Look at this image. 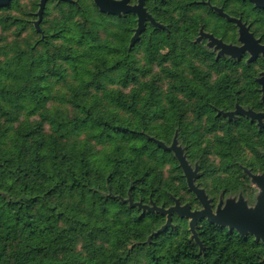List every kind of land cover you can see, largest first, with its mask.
<instances>
[{"label":"trees","instance_id":"obj_1","mask_svg":"<svg viewBox=\"0 0 264 264\" xmlns=\"http://www.w3.org/2000/svg\"><path fill=\"white\" fill-rule=\"evenodd\" d=\"M28 10L18 8L25 17L0 14L3 31L17 27L21 34L29 27L38 34L12 42L0 35V264H244L251 259L241 248L224 247L222 238L230 233L207 219L195 223L198 243L185 217L172 213L164 228L167 216L142 212L127 201L163 208L177 198L181 204L198 202L181 194L191 192L179 161L158 145L169 144L175 131L200 178L234 167L248 180L242 165L253 172L264 168L239 155L245 149L263 160L256 145L243 147L226 137L201 146L189 124L177 121L185 114L171 112L220 106L223 90L208 89L207 70L192 61L201 54L199 45L181 44L169 34L160 41L142 37L130 47L133 23L88 5L59 9L37 33ZM67 80V92H53ZM53 98L74 113L49 108ZM211 155L220 158L219 167ZM229 186L226 180L225 191Z\"/></svg>","mask_w":264,"mask_h":264},{"label":"flooded vegetation","instance_id":"obj_2","mask_svg":"<svg viewBox=\"0 0 264 264\" xmlns=\"http://www.w3.org/2000/svg\"><path fill=\"white\" fill-rule=\"evenodd\" d=\"M118 1H122L124 8L139 6L138 8L145 15L143 29L139 33L136 42L142 37L149 39L147 37L153 31L157 36L160 33H163V35L168 34V36L170 34L174 37L182 35L188 43L198 44L199 48L204 51L205 57L212 64L214 62L217 63L218 67L225 68V73L217 78L210 76L208 71L206 77V80L210 83L207 86L208 89L221 88L218 89L219 92L223 90L217 100L219 107L215 106L214 103H210V108L207 109L171 111L182 114L196 113L195 118L185 119L183 117L177 119V121L189 122L196 120L207 123L203 127L196 126L193 130L194 143L208 144L207 142L203 143V140L213 135V142L220 144L226 137L227 139L232 138L231 132L236 130L240 132V137H243L245 142H249L248 135L250 133L252 137L251 145H256L257 154L264 157V0ZM19 2L21 0H10L7 6H0V8L8 6L12 8L11 5ZM39 2L40 0L26 1L29 8H35V11L32 12V18L29 19L32 24L38 19L36 11ZM85 5L96 7L94 0H44L43 17L39 27L47 23L45 21L48 19L47 11L49 9L77 8ZM110 15L123 17L127 22L133 23L128 38V45L130 46V38L134 34V29L138 23V13L129 10L122 11L118 15ZM155 23H159L163 27L154 26ZM242 29L245 30L247 37L250 39L249 48L244 51H240V48L246 44L241 37ZM39 33H41V30H39ZM41 37H43L42 34ZM217 42H220V46ZM231 70L237 74H232ZM219 81L221 85L216 86L215 83ZM209 94L214 95L212 91ZM235 110L237 113H231ZM226 112H230V117L224 115ZM247 112L259 116L252 118L247 115ZM177 134L178 132L175 131L172 140L176 135L180 147L185 148L186 145L179 142ZM243 172L250 178L244 170ZM263 172L259 170L257 173L262 174ZM256 188H258V193L255 196V201L259 196V192L262 191L261 186L258 185ZM224 206L222 204L220 208ZM210 208L212 212H215L217 206L210 204ZM220 227L225 232L230 233L222 238L225 242L224 247L241 248L244 253L252 257L249 260H243L244 264H264V242L261 235L256 238L248 231L240 234L234 227L231 229L229 226Z\"/></svg>","mask_w":264,"mask_h":264},{"label":"rangeland","instance_id":"obj_3","mask_svg":"<svg viewBox=\"0 0 264 264\" xmlns=\"http://www.w3.org/2000/svg\"><path fill=\"white\" fill-rule=\"evenodd\" d=\"M26 1L27 0H21V2H19L17 6L12 7L11 9L0 10V14H2V15L6 14V15H10V16L22 15L23 17H25L26 14L24 12H22V11H18V8L20 6L21 9L28 10L29 7L27 6ZM58 10L59 9H49L47 11L48 12V19L50 20L51 18H54V17L58 16V14H59ZM28 11H30L32 13L35 10H32V11L28 10ZM29 19L30 18H28V21H29ZM31 26L34 28L35 32H37V33L39 32L38 30L35 29L34 23L32 24V22H31ZM154 26H159L160 28L163 27L159 23H155ZM28 28L25 31H22L21 34H18L17 27H12L8 31H3L1 29V27H0V35L4 36L5 37V41H7V42H12V41H16V40L22 41L24 39H27V37L31 36V34L33 35L34 39L38 38V34L35 35L33 33V31L32 30H28ZM39 28L41 30V27H39ZM99 34L102 35V34H104V32L100 31ZM165 36H168V34L163 35V33H160L159 36H157L156 33L153 31L152 34H150V36H148V37L146 36V37L149 38V39L159 40L160 41V40H164ZM176 38L178 39V42L181 43V44L184 43V42H182L183 40L186 41V39L182 35H178V36H176ZM185 44L189 45L190 43H185ZM203 52L204 51H201L202 55L201 54L200 55H196L192 59V61L195 62L197 65H200L201 67L205 68L210 73V76H214V77L217 78L218 76L223 75L225 73V68L222 69V68L218 67L217 63H214V62L212 64L211 61L205 57V53H203ZM136 57H139V53L138 52L136 53ZM155 63L159 64L158 62H155ZM153 67H154L153 69H157L158 68L156 65H154ZM231 73L232 74H237L233 70H231ZM242 73H244V72H242ZM70 82H71L70 80H67V82H60L58 84H55L53 86V92L56 93V94H61V93L67 92V87H68V84ZM109 86H110V84H109ZM111 87H113V86H111ZM47 105L51 109H55V110H58V111H61V112H65L66 114H69V115H72L74 113V109L69 104H66L65 102H63L61 100H58V99H55V98L49 100ZM105 105L106 104H103V106H105ZM183 111H194V109H187V110H183ZM183 114H185L184 118L187 119V118H195L194 116H195L196 113L195 114L194 113H183ZM224 115H228L230 117L231 114H230V112H226ZM186 123H188L189 126L191 127V129H190L191 131H193L196 128V126L203 127V126H205L207 124L206 122L196 121V120L195 121L192 120V121H189V122H186ZM161 128H162V132H163L164 128L163 127H161ZM45 129L47 130L48 127L45 126ZM231 133H232L233 137L237 140V144H240V146L244 145L243 147H245L247 144H251L252 143V137L250 136V133L248 135L249 142H245L243 137L242 138L240 137V132H237L236 130H234ZM212 136L210 135L209 138L206 137L203 140V143L207 142L208 144H199V145H201V146H206V145L207 146H215V145H217V144H215L213 142ZM177 141L178 140L176 139L175 146L180 147V145H179V143ZM253 141H254V138H253ZM171 143H172V138L169 141V144H166V145L169 146ZM181 149H182V155H184L185 154L184 153V148H181ZM239 155L243 159H245L246 161L250 160L251 158H253V162L255 163L256 169H257L258 163H264V159L263 160H259L257 157H255L254 155H251V153H249L245 149H243V151H240ZM184 157H185V155H184ZM210 159L213 160V164L212 165L214 167H219L220 166L221 160H220L219 157L211 155ZM241 167L247 174L249 173V174L255 175V176L256 175L264 176V172L262 174L257 173V172H259V170L264 171V168L261 165L258 168V170H256V172H253L252 169L249 168L248 166H243L242 165ZM200 171L201 170L198 168V171H197L198 172V176L194 179V184L196 186H199L202 189H204L205 194H206V196H207V198L209 200V204H213L214 206L218 207V206H220L222 204H224V205L227 204L228 201L236 203V202L242 200L243 203L246 205V207L248 209H250V210H254L255 209V207L257 205V201H258V198L255 201V196L258 193V188H256L258 186V184L253 183L251 178H249L248 176H247L248 180L246 178L244 179V177L239 178L238 177V171H235L234 167L229 170L230 173H228V172L225 173V172L219 170L216 173H212L213 175H211V176H204V177H201V178L199 176L200 175ZM167 174H168V171L165 170L164 175L167 176ZM215 178H217V179H215ZM226 180H229V184H230V186L228 188V189H230L229 191H225V187H223V185L226 183ZM185 184H186V182H185ZM205 187L210 190V192H211L210 194L207 193L208 191H207V189ZM234 189H239V190H237V192H235ZM181 192H182L181 194L187 199L192 198V195L196 199L195 195L191 191H190L191 193L183 191V190ZM259 194H260V192H259ZM196 200H198V199H196ZM178 201H179V199H178ZM189 203L186 202V203H183V204H189ZM254 203H255V205H253ZM150 204H147V205H150ZM247 205H251V206H247ZM189 206H190L191 210H198L199 208H201V204H200L199 201L197 203L189 204ZM187 220H188V223H189V219H187ZM188 230H189V226H188ZM189 233H190V231H189ZM190 235H191V233H190Z\"/></svg>","mask_w":264,"mask_h":264},{"label":"water","instance_id":"obj_4","mask_svg":"<svg viewBox=\"0 0 264 264\" xmlns=\"http://www.w3.org/2000/svg\"><path fill=\"white\" fill-rule=\"evenodd\" d=\"M98 11L110 14H120L122 11L126 12L129 10H134L138 13V23L134 30V34L130 38V47L134 45L135 41L138 38L139 33L143 29V18L144 13L139 6H133L132 8L123 6L122 1L118 0H94ZM10 3V0H0V6H7ZM43 7H44V0H40L39 7L37 9V16L38 19L34 22V27L36 30H40L39 23L43 17ZM146 14V13H145ZM247 33L245 30H241V37L246 42L244 46L240 48V51H244L249 48L250 39L247 37ZM220 46V42H217ZM231 113H237V111H233ZM247 115L250 117L259 116L258 114H252L247 112ZM176 135L174 136L172 143L168 145H164L162 142L158 141V145L161 146L163 149H169L174 153V156L178 159L179 165L182 168L183 176L185 178L186 186L188 189L195 195L196 199L201 204V208L198 210H191L189 204H180L178 199L175 200V203L168 208H163L151 203L150 205L141 204L138 202L137 204L132 203L131 199L129 198L127 201L130 203L131 206L139 207L142 212H158L162 215L167 216L166 223L164 228L168 226L171 221V214L175 213L180 217H185L189 219V231L191 233L190 237L194 239V241L198 242V238L196 232L194 230L195 223L198 219L206 218L210 223L219 225V226H229L231 228H236L240 234L248 231L253 234L256 238L260 235L262 236V240L264 242V176L262 175H251L249 174L253 183L258 184L262 187V191L258 196L257 205L254 210H250L246 207L242 200L233 203L228 201L227 204L223 208L220 206L217 207L215 212H212L209 204V200L205 194L204 189L194 184V179L198 176V165L192 168L186 157L182 155V149L180 147L175 146Z\"/></svg>","mask_w":264,"mask_h":264}]
</instances>
